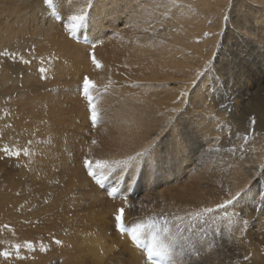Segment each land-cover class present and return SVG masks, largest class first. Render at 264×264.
Wrapping results in <instances>:
<instances>
[{
	"label": "rangeland",
	"instance_id": "1",
	"mask_svg": "<svg viewBox=\"0 0 264 264\" xmlns=\"http://www.w3.org/2000/svg\"><path fill=\"white\" fill-rule=\"evenodd\" d=\"M39 1L43 0H0V52L9 53L8 56L0 55V264H48L52 259L49 258L50 255L53 258L57 255L59 262L55 264H136L125 252L118 251L115 244V216L121 208L124 209V223L131 227L142 224L143 232L149 228L145 232L147 236L152 233L158 235L162 231L167 235L169 225L173 222L175 228L179 222L177 229L172 230L174 236L171 234V239H174L172 243L176 247L177 264H191L188 253L193 254L197 261L206 258L205 260L214 259L219 263L224 260L219 247L224 233L233 242L245 244L252 249L249 264L259 263L257 260L264 264V154L260 158L264 149L253 146L259 141L256 140L254 129L249 128V131L242 133L237 129L234 119L243 107L248 106V101L242 99L243 93H252L264 86V41L258 42L256 37L240 38L238 29L235 28L236 20H241L238 22L242 24L244 20L248 21L256 31L264 26L260 21L263 18L261 11H254L259 7L258 2L210 0L209 4L207 0H173L172 3V0H167V14L168 9L174 6L187 10H183L185 13L181 10L176 15V23L181 22L179 26L185 27V30L188 26L189 31L184 30L183 35V28H180L178 32H173L174 35L171 30L176 23L167 15V22L172 24L167 27V42L163 45L167 44V85L173 91L167 93L166 101L159 97V89L145 84L147 75L142 73L140 67L143 56L150 59L152 55L153 58L161 46L145 49L148 54L145 55L144 48L140 49L143 46H133L134 37L128 35L148 37L152 35L148 33L150 31L153 35L160 33L161 28L157 32L153 30L157 26L155 22L158 17L153 15V10L156 11L153 6L164 0H155L151 6L145 5L149 6V10L152 7V10H148L150 16L145 23L147 27L144 25L140 31L131 30L129 26L120 30L119 24L111 25L112 21L107 19L101 21V14L96 11L97 5H94L97 0H61L58 17L54 16L57 8H49L54 28L49 31L45 30V26L42 30L34 21L37 13L34 9ZM53 3L57 5L54 0ZM204 3L208 9L203 7ZM69 5L76 11L83 8L89 15V23L72 35L67 31L65 18ZM194 8L196 9L193 11ZM246 8L250 10L247 9V17L242 20L238 15ZM157 11L159 12L158 9ZM205 12L208 13L207 16ZM190 13H195L194 16L197 17L199 15L198 18L206 16V23L202 20H196L195 23L192 19L188 20L194 17L191 15L188 18ZM181 16L186 18V22L191 21L190 25L188 22L183 24ZM199 29H202L201 33ZM120 36L125 37V40ZM179 36L182 40L185 38L183 42H177L181 40ZM126 37L131 40L128 41ZM202 38L206 40V44ZM197 39L202 42L199 43ZM120 43H126L127 48L134 47L138 53H130L127 48L121 52L124 47L118 46ZM181 50L186 55L180 53ZM93 59L96 63H93ZM177 67L182 68V74L185 73L183 78L179 79L181 75L172 74ZM92 76L99 78L93 80ZM85 78L92 80L89 96L93 98L98 114L95 123L88 96L83 91ZM176 81L182 85L178 86ZM154 97H159V100ZM141 99L156 103L162 100L167 102V127L158 134L161 139L167 136L172 125L175 124L181 134L185 131L182 127L186 126L191 138L203 142L217 157L203 160L201 165L185 161L182 156L184 143L179 138V147L173 149L172 139L169 138L161 145L159 165L153 164L149 169H117L109 174L104 188H101L88 175L85 161L96 169L97 160H123L129 155L134 156L149 144L141 150L131 148L130 141L124 146L118 144L121 138L133 135L131 127L126 128L122 122L133 117L135 110L132 106L140 104L137 101ZM172 104L174 108L169 111ZM107 117L110 120L107 121ZM154 135L156 134L148 135L147 140H151ZM245 136L247 142L243 139ZM262 139L264 140V136ZM126 147L128 149L124 150ZM4 148L9 150L10 155L4 153ZM17 152L20 153L19 156L15 155ZM122 153L126 156L121 157ZM254 159L257 164L253 163ZM252 163L256 165L253 169ZM239 176H242L241 179ZM212 179H216L213 185ZM243 179L249 181L248 184ZM112 185L118 188L115 198L108 196L105 191L110 190ZM237 192L241 195L233 204L228 205L225 210L218 208V205L231 199ZM196 205L203 212L200 213ZM190 206L194 208L187 210L186 207ZM182 209L184 212L181 211L180 215H188L186 221L189 224L175 215ZM205 209L214 211L206 213ZM163 228L167 231L162 230ZM29 244L31 247H28ZM93 244L99 247L100 254L95 252L97 247ZM41 246L46 251L40 249ZM91 246L95 247L94 252L90 249ZM115 247L117 249H113ZM37 248L48 253V256L43 253L39 259L36 258ZM42 257L49 259H40Z\"/></svg>",
	"mask_w": 264,
	"mask_h": 264
},
{
	"label": "bare ground",
	"instance_id": "2",
	"mask_svg": "<svg viewBox=\"0 0 264 264\" xmlns=\"http://www.w3.org/2000/svg\"><path fill=\"white\" fill-rule=\"evenodd\" d=\"M17 1V0H16ZM20 1V0H19ZM54 1H56L57 2V6H59L60 5V1L61 0H54ZM75 1V0H74ZM174 1H177V0H174ZM183 1V0H182ZM206 0H204V2H205ZM208 1V3L210 4L211 3V1L210 0H207ZM212 1H214V0H212ZM247 1V0H246ZM253 1H257L258 2V4H259V7H257V9L256 10H254L255 12H258V11H261V13H262V17L263 18H261L262 20H260V21H262V25L264 24V0H253ZM40 3H37L36 5H35V8L36 9H34V10H37V13H35L36 15L34 16V17H36V19L34 20V21H36V25H37V27L38 28H40V27H42V30H44V27L46 26V28H45V30L46 29H48L49 31H51L53 28H54V24H53V20L52 19H50V17H51V11H50V9H49V7L48 6H46L44 3H43V1H39ZM128 2V3H127ZM169 2V1H168ZM173 2V0L171 1V3ZM180 2V1H179ZM185 2V1H184ZM202 2V1H201ZM215 2V1H214ZM239 2V1H238ZM103 3H105L104 4V6L102 5ZM153 3H155V0H97V2L94 4L96 7H97V12L99 13V14H101V16L99 17L100 18V20L101 21H105L106 19H107V21L109 20V22L110 21H112V23L113 24H111V25H114V26H117V24H119V27H121V28H119L120 30H123V29H127L128 28V26L130 27V29L132 30V29H134V30H137V29H139V31L141 30V28H143L144 27V25H145V23H146V21H147V17H149L150 16V14H149V11L150 10H152V7H151V9L149 10V6L147 7V6H145V5H150L151 6V4H153ZM157 3V2H156ZM159 4H157V6H153L154 7V9H156V11L154 12V10H153V15L154 14H156V16H158L157 17V22H155V24L157 25V26H155V27H153L152 25H150L151 27H153V30H154V32H155V30H156V32H157V29L158 28H161V31H160V33H157V34H154L153 35V33H150V32H148L149 34H152L151 36L149 35L148 37H146V35L145 36H140V35H133V34H128L129 36H132V37H134V39L132 40L134 43V45L133 46H138V47H141V46H143V47H141L140 49H143L144 48V52H145V49H149V50H151L152 48H159L158 46H161V49L158 51V52H155L154 53V56H153V58H152V55L150 56L151 58L149 59V58H146V57H144L143 55H144V53H143V60H142V63L140 64V67H141V69H142V73L144 74V75H147V78H146V76H145V84L146 85H148L149 87H151V88H153V87H155V89L157 88V89H159V94H160V98L161 97H163V99H166V101H167V93H170L171 91H173V88L171 89V88H169V85H167V70H169L168 68H167V44H165V45H163V43H166L167 42V27H169V24H172V23H168L167 22V15L172 19V21L174 20V22L176 23L177 21H176V15L177 14H179V12L182 10L181 8H176L175 6L172 8V7H170V10L168 9V14H167V0H164V1H162V2H158ZM171 3H168L169 5L171 4ZM178 3V2H177ZM9 5V4H8ZM12 5V4H11ZM254 5V4H253ZM13 6V5H12ZM99 6H103V8H100ZM215 6H217V5H215ZM95 7V8H96ZM124 7V10H122V8ZM155 7H157V8H155ZM203 7L205 8V9H208L207 8V4L206 3H204V5H203ZM237 7V6H236ZM78 8V7H77ZM210 8H212V7H210ZM20 9V8H19ZM157 9L159 10V12L157 11ZM196 8H194L193 9V11L195 10ZM203 8H200V10L201 11H203L202 10ZM247 9L248 8H246V10L244 11V12H242L241 14H239L238 15V17L241 19L242 18V20L245 18V16H246V11H247ZM149 10V11H148ZM184 11L186 10V9H183ZM183 10H182V12H183ZM192 10V9H191ZM248 10H250V9H248ZM25 11V10H24ZM95 11V12H96ZM187 11V10H186ZM189 12H191L190 10H188ZM208 11V10H207ZM206 11V12H207ZM242 11V10H241ZM252 11V10H251ZM39 12V13H38ZM96 12V14H98ZM121 12H125V14H121ZM195 12H197V11H195ZM205 12V15L207 16V14L208 13H206ZM23 13V12H22ZM31 13V12H30ZM33 14H34V12H32ZM183 13H185V12H183ZM182 13V14H183ZM193 13V12H192ZM201 13V12H200ZM211 13V12H210ZM215 13V12H214ZM239 13V12H238ZM98 14V15H99ZM195 14V13H194ZM194 14L192 15L191 13H190V15L188 16V18L189 17H191V15L192 16H194ZM202 15H203V13H201ZM200 14V15H201ZM220 14V13H219ZM218 14V15H219ZM8 15V14H7ZM257 15V14H256ZM204 16V15H203ZM206 16L203 18V17H200V18H198L199 17V15H198V17L197 16H194V17H192V18H187L188 20H190V19H192L191 21H193L194 20V23H195V21L196 20H198V21H200V20H202L203 22L205 21V23H206ZM237 16V15H236ZM210 17V16H209ZM220 17V15L218 16V18ZM247 17V16H246ZM256 17H258V16H256ZM256 17H255V19H256ZM9 18V17H8ZM169 18V19H170ZM185 18V17H184ZM182 16H181V20L180 21H183L184 20V22H183V24H187V22H188V20H187V22H186V18L184 19ZM235 18V17H234ZM238 18V19H239ZM260 18V17H259ZM209 19V18H208ZM211 19V18H210ZM221 19V18H220ZM247 19V18H246ZM248 19H250V18H248ZM52 20V21H51ZM149 20V19H148ZM154 20H156V19H154ZM160 20H162V22H160ZM251 20V19H250ZM253 20V19H252ZM191 21H189L188 22V24L190 25V23H191ZM201 21V22H202ZM211 21H213V20H211ZM233 21V20H232ZM241 21V20H236V22H235V25H236V27L235 28H237L238 29V34H239V37L240 38H244L245 36L246 37H248V38H252V37H256V39L258 40V42H263L264 41V26H262V28L259 30V31H256V30H254L252 27H251V25L249 24V22L248 21H246V20H244L243 21V24L242 23H239V22ZM258 21V20H257ZM7 22V21H6ZM5 22V23H6ZM56 22V21H55ZM149 22V21H148ZM147 22V23H148ZM208 22V21H207ZM214 22V21H213ZM233 22V23H234ZM253 22V21H252ZM255 22V21H254ZM0 23H1V21H0ZM7 23H9V22H7ZM167 23H168V26H167ZM174 23V24H175ZM179 23L181 24V22H178V23H176L175 25H174V28L171 30V32L173 33L175 30H177L176 32H178V29L180 30V28H181V30H182V28L183 27H181V26H179ZM197 23V22H196ZM210 23H212V22H210ZM214 23H217V22H214ZM219 23V22H218ZM258 23V22H257ZM140 24V25H139ZM193 24V23H192ZM191 24V25H192ZM198 24V23H197ZM209 24V23H208ZM259 24V23H258ZM1 25V24H0ZM22 25V24H21ZM139 25V26H138ZM196 24H194L193 26H195ZM213 25V24H212ZM217 25V24H216ZM216 25H214V28H215V26ZM260 25H261V22H260ZM146 26V25H145ZM149 26V27H150ZM202 26H203V24H202ZM255 26V25H254ZM135 27V28H134ZM147 27V26H146ZM171 27V26H170ZM205 27H206V25H205ZM185 28V27H184ZM183 28V35L185 34V32H184V29ZM186 28H187V30H188V26H186ZM193 28V27H192ZM196 28H198L197 27V25L195 26V30H197L198 31V29H196ZM204 28V27H203ZM213 28V27H212ZM216 28H217V26H216ZM152 29V28H151ZM8 30V29H7ZM6 30V31H7ZM187 30H185V31H187ZM195 30H191V31H195ZM202 29H199V33H201L200 31H201ZM254 30V31H253ZM16 31H18V30H16ZM49 31H47V32H49ZM116 31V30H115ZM119 31V30H118ZM143 31V30H142ZM189 31V30H188ZM197 31H196V33H197ZM208 31V30H207ZM256 31V32H255ZM45 32V31H44ZM135 32V31H134ZM181 32V31H180ZM211 32V31H210ZM22 33V32H21ZM20 33V34H21ZM116 33V32H115ZM118 33V32H117ZM116 33V34H117ZM189 33V32H188ZM192 33V32H191ZM196 33H195V35H196ZM205 34H207L206 32H204ZM209 33V32H208ZM115 34V35H116ZM147 34V33H146ZM174 34V33H173ZM186 34H187V32H186ZM204 34V35H205ZM1 35V34H0ZM119 35V34H118ZM122 35H123V33H122ZM175 35V34H174ZM177 35V34H176ZM182 35V34H181ZM203 35V36H204ZM209 35H210V33H209ZM4 36V35H3ZM2 36V37H3ZM129 36H128V38H129ZM6 37V36H5ZM112 37V36H111ZM121 37V36H120ZM191 37H194V35L193 36H191ZM205 37H207L206 35H205ZM21 38V37H20ZM123 40H125V37L123 38V37H121ZM120 38V39H121ZM127 38V37H126ZM128 38H127V40H128ZM169 38V37H168ZM171 38V37H170ZM179 39H181L180 41L179 40H177V42H183V40L185 39H183L182 40V37H178ZM195 38H196V36H195ZM199 38V37H198ZM173 39H174V36H173ZM203 39V40H202ZM201 40L203 41V43H204V41H205V44H206V40H204V38H202ZM206 39V38H205ZM247 39V38H246ZM255 39V38H254ZM115 40H116V38H115ZM114 40V41H115ZM118 40V39H117ZM116 40V41H117ZM122 40V41H123ZM131 40V38L128 40V41H130ZM196 40V39H195ZM245 40V39H244ZM252 40V39H251ZM176 41V40H175ZM197 41H198V39H197ZM202 41H198L199 43H201ZM121 42V41H120ZM124 42H126V41H124ZM196 42V41H195ZM208 42V41H207ZM1 43V42H0ZM25 43V42H24ZM111 43V42H110ZM148 43V44H147ZM210 43V42H209ZM43 44V43H42ZM126 44V43H125ZM125 44L123 43H120V45H118V46H120V47H124V48H122V51L121 52H124V51H126V48H127V46H125ZM184 44V43H183ZM186 44V43H185ZM188 44V43H187ZM197 44V43H196ZM204 44V45H205ZM208 44V43H207ZM264 44V42L262 43V45ZM122 45V46H121ZM193 45V44H192ZM191 45V46H192ZM212 45V44H211ZM261 45V44H260ZM13 46H15V45H13ZM239 46V45H238ZM257 46V45H256ZM264 46V45H263ZM128 47H130L129 45H128ZM193 48H194V46H192ZM114 48V47H113ZM112 48V49H113ZM117 48V47H116ZM176 48V47H175ZM179 48V47H178ZM198 48V47H197ZM2 49V48H1ZM118 49V48H117ZM117 49H116V51H117ZM127 49H130V53H138V51L134 48V47H130V48H127ZM181 49V48H180ZM202 50H204V49H202ZM208 50H210V49H208ZM259 50V49H258ZM65 51V50H64ZM140 51V50H139ZM182 52H180V53H185V52H183L184 50H181ZM200 51V50H199ZM198 51V52H199ZM213 51V50H212ZM262 51H264V49L262 48ZM128 52V53H129ZM177 52V51H176ZM175 52V53H176ZM178 52V53H179ZM194 52V51H193ZM197 52V53H198ZM141 53V52H140ZM204 53V52H203ZM75 54H76V52H75ZM142 54V53H141ZM199 54V53H198ZM208 54H210V53H208ZM263 55H264V52L262 53ZM123 55V54H122ZM145 55H148V54H146V52H145ZM185 55H186V53H185ZM197 55V54H196ZM204 55V54H203ZM207 55V54H206ZM241 55V54H240ZM125 56V55H124ZM210 56V55H209ZM208 57V56H207ZM178 58V57H177ZM184 58V57H183ZM201 58V57H200ZM170 59H172L171 57H170ZM190 59V58H189ZM207 59V58H206ZM178 60V59H177ZM203 60V59H202ZM140 61V60H139ZM207 61V60H206ZM114 62H116V61H114ZM133 62V61H132ZM186 62V61H185ZM219 62V61H218ZM181 63H183V61L181 62ZM199 63V62H198ZM220 63V62H219ZM66 64V63H65ZM138 64V65H139ZM59 66V65H58ZM79 66V65H78ZM189 67H190V65H189ZM216 67V66H215ZM226 68V67H225ZM87 69V68H86ZM182 68H180V67H177L176 69H175V71H173L174 73H172V74H175V75H181L180 77H179V79L180 78H183L184 77V74H182V70H181ZM192 69V68H191ZM80 70V69H79ZM109 70V69H108ZM198 70V69H197ZM56 71V70H55ZM98 73V72H97ZM102 73V72H101ZM111 73V72H110ZM192 73V72H191ZM94 74V73H93ZM20 75V74H19ZM52 75V74H51ZM85 75V74H84ZM104 75V74H103ZM169 75H171V74H169ZM192 75V74H191ZM67 76V75H66ZM72 76V75H71ZM101 76V75H100ZM186 76V75H185ZM104 77V76H103ZM196 77H198L197 75H196ZM98 78H99V76H92V79L93 80H98ZM111 78V77H110ZM175 78V77H174ZM227 78V77H226ZM39 79V78H38ZM74 79V78H73ZM117 79V78H116ZM173 79V78H172ZM172 79H169V81L170 80H172ZM101 80V79H100ZM178 80V79H177ZM92 81V80H91ZM192 81V80H191ZM94 82H96V81H94ZM98 82H100V81H98ZM173 82V81H172ZM177 82V81H176ZM194 82V81H193ZM126 83V82H125ZM169 83V82H168ZM184 83V82H183ZM96 84H98V83H96ZM170 84V83H169ZM177 84H179L178 82H177ZM127 85V84H126ZM129 85V84H128ZM180 85H182V84H179L178 86H180ZM185 85V84H184ZM144 86V85H143ZM142 86V87H143ZM174 86V85H173ZM188 86H190V85H188ZM74 87V86H73ZM134 87V86H133ZM171 87V86H170ZM177 87V86H176ZM115 88V87H114ZM146 88V87H145ZM187 88V87H186ZM185 88V89H186ZM144 89V88H143ZM119 90V89H118ZM145 91H146V89H144ZM124 91V90H123ZM153 91V90H152ZM158 91V90H157ZM187 91V90H186ZM196 91V90H195ZM125 92V91H124ZM147 93H148V91H146ZM151 92V91H150ZM177 93H178V91H176ZM182 92V91H181ZM180 92V93H181ZM207 92V91H206ZM247 92H249V93H247ZM146 93V94H147ZM124 93H122V95H123ZM152 94H154V93H152ZM151 94V95H152ZM179 94V93H178ZM244 95V97L242 98V99H244V100H246V101H248L247 103H248V106L245 108V107H243L242 108V110H241V112H239V115L236 117H234V119H235V124L237 125V129L240 131V132H242V133H245L249 128H253L254 129V131H255V134H256V140H259L257 143H255V145H253L254 147H257V149H260V150H263L264 149V145L262 146V144L264 143V140L262 139V137L264 136V86L262 87V88H259L258 90H255V92H250V91H246L245 93H243ZM150 95V96H151ZM143 96V95H142ZM148 96V95H147ZM157 96V95H156ZM155 96V97H156ZM242 96V95H241ZM135 97V96H134ZM154 97V98H155ZM158 97V98H159ZM176 97V96H175ZM203 97V96H202ZM158 98H155V100H157ZM204 98V97H203ZM74 99V98H73ZM151 99V98H150ZM3 100V99H2ZM152 100V99H151ZM159 100V99H158ZM11 101V100H10ZM128 101V100H127ZM127 101L125 102V104L127 103ZM137 102H141L140 104H136V105H134V106H132L133 104H128V105H130V106H132V107H134V110H135V112L133 111V110H131L130 108V110L131 111H133V117L132 118H130L129 119V121H127V122H122L124 125H125V127L126 128H128L129 126L131 127V133L133 134V135H130L129 137H126V138H121L120 140H119V142H118V144H120V145H126V142H129L130 141V146H131V148H135L136 150H141L142 148H143V146H145V145H147L151 140H147V137H148V135H150L151 133L152 134H161L162 133V131L164 130V129H166V127H167V102H164L163 100L160 102H158V103H156V102H153V101H150L149 99L148 100H146V101H144V99H141V100H138ZM169 102V101H168ZM171 102V101H170ZM205 102V101H204ZM155 103V104H154ZM119 104V103H118ZM203 104V103H202ZM17 105V104H16ZM169 105V104H168ZM201 105V104H200ZM127 106V105H126ZM49 107V106H48ZM128 107V106H127ZM131 107V108H132ZM176 107V106H175ZM54 108V107H53ZM174 108V105L172 104L170 107H169V111L171 110V109H173ZM164 109V110H163ZM126 110V109H125ZM70 111V110H69ZM172 111V110H171ZM175 111H177V110H175ZM207 111V110H206ZM164 112H166V113H164ZM174 112V111H173ZM172 112V113H173ZM171 114V113H170ZM169 114V115H170ZM226 114V113H225ZM82 115V114H81ZM206 115V114H205ZM53 117V116H52ZM112 119V118H111ZM221 119V118H220ZM255 120V124H253L252 123V120ZM52 120V119H51ZM108 120H110V119H108V117H107V121ZM127 120V119H126ZM25 121V120H24ZM212 121V123H213V120H211ZM220 121V120H219ZM19 122V121H18ZM169 122V121H168ZM121 123V124H122ZM22 124H23V122H22ZM26 124V123H25ZM43 124V123H42ZM204 124V123H203ZM207 124V123H206ZM123 125V126H124ZM32 127V126H31ZM129 127V128H130ZM186 127V126H185ZM185 127H182L183 129H185V131H183V129H181V131H183V133L180 135V139H181V142H183L184 143V146H183V148H182V150H183V154H182V156H183V159L186 161H191V162H193V163H197L198 165H201V162H203V160H206V161H208V160H212L211 158H213V156L215 155L214 154V151L212 150V149H210V148H207V147H205L204 146V144H203V142H201L200 140H196V139H194L193 137L191 138V135L189 134V132L188 131H186V128ZM35 128V127H34ZM117 130H118V128H117ZM122 131V130H121ZM249 131V130H248ZM128 132V131H127ZM211 132H212V129H211ZM207 133V132H206ZM213 133V132H212ZM248 133V132H247ZM5 134V133H4ZM10 134V133H9ZM28 134V133H27ZM202 134H203V132H202ZM205 134V133H204ZM13 135V134H12ZM6 136V135H5ZM15 136V135H14ZM152 136V135H151ZM204 136V135H203ZM11 137V136H10ZM205 137H206V135H205ZM204 138V137H203ZM152 139V138H151ZM208 141V140H207ZM254 142V141H253ZM254 144V143H253ZM117 146V145H116ZM254 147H253V149H254ZM32 148H33V146H32ZM119 148H120V146H119ZM128 148L126 147L124 150H127ZM35 150V149H34ZM119 150V149H118ZM121 150V149H120ZM119 150V151H120ZM124 152V151H123ZM250 152H251V150H250ZM126 154V153H125ZM264 154V152H262L261 151V153H260V158H261V156ZM47 156V155H46ZM126 155H124L123 153H122V155H121V157H125ZM130 156V155H129ZM255 156V155H254ZM215 157V156H214ZM217 157V156H216ZM215 157V158H216ZM228 157V156H227ZM257 157V156H256ZM255 157V158H256ZM252 158V157H251ZM108 159V158H107ZM116 159V158H115ZM257 159V158H256ZM50 161V160H49ZM257 161V160H256ZM256 161H255V159H254V162H253V160H251V162H253L254 164H257L256 163ZM68 162V161H67ZM253 163H252V165H253ZM203 164V163H202ZM207 164V163H206ZM260 164V163H259ZM255 166L256 165H253V166H251L252 167V169L253 168H255ZM39 169V168H38ZM218 169V168H217ZM241 169V168H240ZM220 171V170H219ZM233 171V170H232ZM238 171V170H237ZM236 171V172H237ZM248 171V170H247ZM251 171V170H250ZM79 172V171H78ZM77 172V173H78ZM228 172V171H227ZM230 172V171H229ZM249 172V171H248ZM254 172V171H253ZM225 173H226V171H225ZM224 173V174H225ZM231 173V172H230ZM233 173V172H232ZM242 173H244V172H242ZM241 173V174H242ZM237 174V173H236ZM81 175V174H80ZM232 175V174H231ZM230 175V176H231ZM234 175V174H233ZM247 175V174H246ZM246 175H244V176H246ZM228 176H229V173H228ZM120 177V176H119ZM218 177H220L219 175H218ZM223 177H224V175H223ZM240 177V176H239ZM242 177V176H241ZM241 177L239 178V179H241ZM212 178H213V176H212ZM217 178V177H216ZM249 178V177H248ZM83 179V178H82ZM247 179V178H246ZM246 179H243V180H245L244 182L246 183L247 182V180ZM219 180V179H218ZM231 180L233 181V179L231 178ZM216 181V179L215 180H213L212 179V181H211V183H212V185H213V182H215ZM223 181V180H222ZM241 181V180H240ZM249 182V181H248ZM248 182H247V184H248ZM225 184H226V181L224 182ZM223 183V184H224ZM217 184V183H216ZM215 184V185H216ZM224 184V185H225ZM231 185H232V183H230ZM78 185V184H77ZM214 185V186H215ZM235 185H237V184H235ZM234 185V186H235ZM243 185V184H242ZM242 185H240L239 187L240 188H242ZM113 186V185H112ZM244 186V185H243ZM238 187V186H237ZM246 187V186H245ZM231 189H233V188H231ZM238 189V188H237ZM153 191V190H152ZM238 191V190H237ZM241 191V190H240ZM147 192V191H146ZM75 193V192H74ZM148 193V192H147ZM159 193V192H158ZM157 193V194H158ZM168 193V192H167ZM156 194V195H157ZM172 194V193H171ZM231 194V193H230ZM216 195V194H215ZM163 196V195H162ZM226 196V195H225ZM230 196H232V194L230 195ZM234 196V195H233ZM170 197V196H169ZM197 198V197H196ZM162 199V198H161ZM227 199V198H226ZM165 200V199H164ZM140 201V200H139ZM170 201H172V200H170ZM197 201V200H196ZM12 202V201H11ZM216 202H220V201H217L216 200ZM173 203V202H172ZM25 204V203H24ZM174 204V203H173ZM172 204V205H173ZM176 204V203H175ZM180 204V203H179ZM191 204V203H190ZM26 205V204H25ZM181 205V204H180ZM183 205H184V203H183ZM188 205V204H187ZM193 205V204H192ZM15 206V205H14ZM182 206V205H181ZM60 207V206H59ZM184 207V206H183ZM196 207H199L198 208V211L200 212V211H202V210H199L200 209V206H197L196 205ZM85 208V207H84ZM117 208V207H116ZM173 208H175L176 209V207H173ZM179 208V207H178ZM187 208V210H191V209H193L194 208V206L191 208V206L190 207H186ZM185 208V209H186ZM73 209V208H72ZM175 209H173V211H175ZM184 209V208H183ZM178 210V212L177 213H175V215H177V217H180V220H182V221H186V218H188L189 216L187 215V217H182L180 214H181V211L182 212H184V210ZM107 210V209H106ZM225 210V209H224ZM17 212V211H16ZM203 212V211H202ZM162 213V212H161ZM201 213V212H200ZM199 213V214H200ZM226 213V212H225ZM184 214V213H183ZM186 214H189V213H187L186 212ZM144 216H145V214H144ZM184 216H186V215H184ZM201 216V215H200ZM182 217V218H181ZM202 217V216H201ZM216 217V216H215ZM199 218V217H198ZM169 219H170V216H169ZM207 219V218H206ZM216 219H218V218H216ZM106 220V219H105ZM156 220V219H155ZM168 220V219H167ZM197 221H198V219H197ZM203 221H204V218H203ZM102 222V221H101ZM125 222V221H124ZM159 222V221H158ZM163 222V221H162ZM168 222H170V221H168ZM167 222V223H168ZM172 222V221H171ZM170 222V223H171ZM187 222V221H186ZM248 222V221H247ZM169 223V224H170ZM104 224H106V223H104ZM157 224V223H156ZM158 224H160V223H158ZM157 224V225H158ZM164 225H165V222L163 223ZM187 224H189L188 222H187ZM93 225V224H92ZM103 225V224H102ZM115 225V224H114ZM142 225V224H141ZM162 225V224H161ZM163 225V226H164ZM177 225H180L179 224V222H178V224ZM177 225H175V228L177 229ZM216 225V224H215ZM234 225V224H233ZM88 226V225H87ZM90 226V225H89ZM106 226V225H105ZM108 226V225H107ZM125 226L126 227H131V226H128V225H126L125 224ZM167 226V225H166ZM170 226V229H169V231L167 232V235H166V233L165 232H160V233H158V238H159V240H160V242H162V243H164V244H166V245H168V253H167V255L164 257V259L161 261V264H177V263H175L176 261H177V258H176V260H175V249H176V247L174 246V244L172 243L173 241H174V239H171V234L174 236V233L172 232V230L174 229V231H175V228H174V223L172 222V224H170L169 225ZM173 226V227H172ZM189 226V225H188ZM191 226V225H190ZM195 226V225H194ZM208 226V225H207ZM217 226V225H216ZM2 227V226H1ZM104 227V226H103ZM162 227V226H161ZM161 227H159V228H161ZM168 227V226H167ZM25 228V227H24ZM101 228V227H100ZM106 228V227H105ZM228 228V227H227ZM17 229V228H16ZM116 230H117V232H115V239H116V241H115V244L117 245L116 247H118V251H120V252H125L127 255H128V257L130 258V260L131 261H133L134 263H136V264H147V262H146V259H145V254H144V252L140 249V248H137L134 244H133V242L131 241V239L129 238V237H127V236H125V235H122L121 233H120V231H119V227H118V225L116 224V228H115ZM143 229V228H142ZM144 229H146V228H144ZM149 229V228H148ZM147 229V230H148ZM152 229V228H151ZM157 229V228H156ZM182 230H183V228H181ZM185 229V228H184ZM205 229H206V227H205ZM147 230H145L144 232H143V230H142V239L145 241V242H148V240H150L151 239V235L150 236H147L146 235V231ZM154 230H155V228H154ZM158 230V229H157ZM162 230H164V228L162 229ZM166 230V229H165ZM164 230V231H165ZM181 230V231H182ZM108 231V230H107ZM245 231V230H244ZM154 232V231H153ZM222 232V231H221ZM89 233V232H88ZM106 233V232H105ZM105 233H104V235H105ZM164 233H165V235H164ZM184 233V232H183ZM189 233H191V232H189ZM206 233V232H205ZM95 234V233H94ZM148 234V233H147ZM176 234V233H175ZM107 235V234H106ZM109 235V234H108ZM212 235V234H211ZM226 235V236H225ZM225 236V237H224ZM224 236L221 238V239H223V242L220 244V246L219 247H221L220 248V250H221V252L223 253L222 254V259H224V260H222V261H219V263L215 260L214 261V259H210V260H200V261H197V259L195 260L194 258H193V254H190V253H188V256H190V258H189V260H190V263L191 264H237V262H239V264H249V259L248 260H245L244 259V257L245 256H248V257H250L251 256V252H252V249L251 248H249V247H246L245 246V244H237V243H235V242H233L232 241V239H228L229 237L227 236V234H225L224 233ZM65 237V236H64ZM192 237V236H191ZM228 237V238H227ZM96 238V237H95ZM105 239V238H104ZM191 239V238H190ZM88 240V239H87ZM106 240H109V239H106ZM105 240V241H106ZM222 241V240H221ZM61 242V241H60ZM84 242V241H83ZM82 242V243H83ZM86 242V241H85ZM97 242V241H96ZM95 242V243H96ZM79 243V242H78ZM93 243H94V240H93ZM264 242H262V244H263ZM106 245L108 244V243H105ZM53 245V244H52ZM87 245V244H86ZM94 245V244H93ZM101 245V244H100ZM111 245V244H110ZM38 246V245H37ZM57 246V245H56ZM60 245H58V247H59ZM95 247H97L96 249L97 250H95V249H93V248H95V247H92V248H90V249H92L93 250V252H94V250H95V252H97L98 254H100L99 252H100V249H98L99 247L98 246H96V245H94ZM261 246V245H260ZM39 247V246H38ZM114 247V246H113ZM113 248V249H117V248ZM218 247V248H219ZM38 249V248H37ZM36 249V251H38V253L37 252H35L36 253V255L38 256H36V258H38L39 259V257L40 256H42L43 255V253H44V251H46L45 250V248L44 247H40V249H43L44 251H40V249H38L37 250ZM72 249V248H71ZM80 249V248H79ZM89 249V248H88ZM52 250V249H51ZM54 250V249H53ZM104 249H102V251H103ZM106 250V249H105ZM203 250V249H202ZM262 250V249H261ZM48 251V250H47ZM69 251V250H68ZM72 251V250H71ZM108 251V250H107ZM114 251H117V250H114ZM199 251V250H198ZM50 252V251H49ZM52 252V251H51ZM63 252V251H62ZM205 251H203V253H204ZM215 252V251H214ZM77 253V252H76ZM81 253V252H80ZM80 253H79V255H80ZM116 253V252H115ZM192 253V252H191ZM198 253V252H197ZM207 253V252H206ZM205 253V254H206ZM33 254V253H32ZM46 254H48V253H44V256L46 255ZM52 254V253H51ZM54 254H55V252H54ZM94 254V253H93ZM103 254H105L104 252H103ZM118 255H119V253H117ZM199 254V253H198ZM213 254V253H212ZM230 254H232L231 256H230ZM236 254V255H235ZM31 255V254H30ZM53 255V254H52ZM63 255V254H62ZM201 255V254H200ZM204 255V254H203ZM210 255V254H209ZM46 256H48V255H46ZM202 256V255H201ZM256 256V255H255ZM34 257V256H33ZM52 258L51 260H50V262L48 263V264H55V263H57V262H59V260L56 258L57 257V255H56V257H52L51 255L49 256V258ZM93 258H95L94 256H92ZM203 257V256H202ZM212 258H213V256H211ZM252 257V256H251ZM35 258V257H34ZM35 258V259H36ZM47 259H49L48 257H46ZM46 258L45 259H43V257L42 258H40V259H43V260H46ZM100 258H101V256H100ZM102 258H105V257H102ZM257 258V257H256ZM226 259V260H225ZM62 260V259H61ZM99 260H101V259H99ZM254 260V259H253ZM38 261V260H37ZM73 261V260H72ZM97 261V260H96ZM39 262V261H38ZM41 263H44V262H42V261H40ZM94 262V261H93ZM100 262V261H99ZM257 262H259V263H257V264H261V260H257ZM38 264V263H37ZM46 264V263H45ZM251 264H253V263H251ZM263 264V263H262Z\"/></svg>",
	"mask_w": 264,
	"mask_h": 264
},
{
	"label": "snow or ice",
	"instance_id": "3",
	"mask_svg": "<svg viewBox=\"0 0 264 264\" xmlns=\"http://www.w3.org/2000/svg\"><path fill=\"white\" fill-rule=\"evenodd\" d=\"M43 3L49 8H57V11L54 13L55 17L59 16V6L54 5L53 0H43ZM65 18L67 19V31L70 35L75 34L80 28L84 27L89 23V15L87 12L81 8L79 11L74 10L71 5L66 9ZM207 35V34H205ZM2 56H8L9 53L7 51L0 52ZM13 58L15 56L13 54ZM24 63H28L29 61H23ZM93 63H96L95 59H93ZM99 66V65H97ZM200 75V73H197ZM92 82L87 78L84 80L83 91L86 96H88L90 107L92 108V120L95 123L98 114L95 110V103L93 102V98L89 96V89L92 87ZM183 95V94H182ZM178 123V122H177ZM252 123L255 124V120H252ZM181 133L177 131L176 125H172L169 128L167 136L163 139L159 137L158 134L154 135L147 145V147L143 148L141 151H138L134 156H128L123 160H115V161H107V160H97L96 161V169H93L91 163L85 161V165L88 168V175L92 177V179L99 185L101 188H104L105 182L108 179V176L111 172L119 169L123 171L125 168H135L142 167L144 169H149L155 165H159L161 163V145L164 143V140L169 138L172 139V148L176 149L179 147V137ZM244 141L247 142V136L243 137ZM95 143V142H93ZM4 153L6 155H10L9 150L4 148ZM15 155L19 156L20 153L17 152ZM115 166V167H113ZM106 194L112 198H115L118 192V188L116 186H112L109 189H105ZM240 193L237 192L231 199L225 201L223 204L218 205V208L227 209L228 205L233 204V201L240 197ZM213 209H205V212H212ZM124 209L121 208L118 210V214L115 216V222L119 227V231L122 235H125L131 239L133 244L140 248L144 254L147 264H160V262L164 259V257L168 253V245L160 242L156 233H152L151 239L148 242H145L142 237V228L143 225L137 224L132 227H126L123 221ZM246 224V222H245ZM167 231V229L165 230ZM57 243H60L57 241ZM28 247H31L29 244ZM211 247V246H210ZM6 256L7 253H4ZM245 260H248L249 257L245 256ZM239 264V262H237Z\"/></svg>",
	"mask_w": 264,
	"mask_h": 264
}]
</instances>
